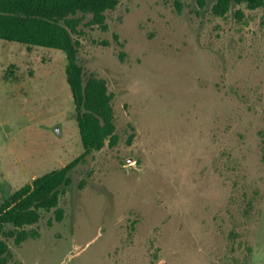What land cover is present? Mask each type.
Returning <instances> with one entry per match:
<instances>
[{
	"label": "rangeland",
	"instance_id": "obj_1",
	"mask_svg": "<svg viewBox=\"0 0 264 264\" xmlns=\"http://www.w3.org/2000/svg\"><path fill=\"white\" fill-rule=\"evenodd\" d=\"M121 0L77 35L114 94L88 153L6 264H264V7ZM241 9L242 14L237 10ZM67 53L0 39V206L85 151ZM52 221V223H50Z\"/></svg>",
	"mask_w": 264,
	"mask_h": 264
},
{
	"label": "trees",
	"instance_id": "obj_2",
	"mask_svg": "<svg viewBox=\"0 0 264 264\" xmlns=\"http://www.w3.org/2000/svg\"><path fill=\"white\" fill-rule=\"evenodd\" d=\"M121 0H0V39L29 46L56 48L67 53V81L76 108V119L85 151L67 163L37 176L5 197L0 206V264L13 256L8 239L21 245L40 235L33 226L45 211L55 209L57 220L64 218L60 199L71 184L70 172L92 151L118 142L114 94L105 78L87 75L79 62L80 25L92 15L89 25L107 28V11ZM205 7L212 1L215 15L226 16L235 4L249 9L264 7V0H197ZM242 14L241 9L237 10ZM52 223V221H50Z\"/></svg>",
	"mask_w": 264,
	"mask_h": 264
}]
</instances>
